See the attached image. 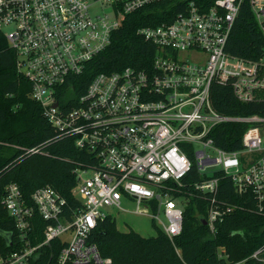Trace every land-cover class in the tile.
<instances>
[{
    "label": "built area",
    "instance_id": "1",
    "mask_svg": "<svg viewBox=\"0 0 264 264\" xmlns=\"http://www.w3.org/2000/svg\"><path fill=\"white\" fill-rule=\"evenodd\" d=\"M161 1L0 0V28L54 140L72 137L89 152L76 168L79 208L50 184L38 187L31 202L17 182L6 185L2 204L24 241L20 249L0 253V264H30L55 239L65 244L54 264L112 263L91 237L100 221L113 216L109 209L127 210L125 199H134L135 212L151 215L173 239L183 230L191 197H203L207 225L215 233L236 208L219 194L218 171L238 193L250 192L264 212V117L222 114L212 94L220 85L240 102L264 101V53L255 60L226 50L244 0H180L173 18L137 30L156 47L151 67L83 78L127 14ZM250 3L264 34V0ZM233 121L253 123L239 150L224 149L211 136L218 124ZM0 144L21 151L16 160L46 153L42 145ZM193 164L203 179L186 183ZM36 214L47 222L39 243L30 237ZM252 256L264 264V246Z\"/></svg>",
    "mask_w": 264,
    "mask_h": 264
},
{
    "label": "trees",
    "instance_id": "2",
    "mask_svg": "<svg viewBox=\"0 0 264 264\" xmlns=\"http://www.w3.org/2000/svg\"><path fill=\"white\" fill-rule=\"evenodd\" d=\"M180 0H165L138 9L125 16L123 24L113 31L111 43L94 57L86 70L88 82L98 72H112L127 66L149 68L156 47L143 39L137 30L147 24H157L174 17ZM201 2L202 0H197ZM211 3L213 0H206ZM226 50L241 57L260 59L264 53V34L255 18L250 0H244L229 35ZM87 84V82H86ZM31 84L16 68V54L0 28V142L25 147L42 145L46 153H31L17 159L21 151L8 154V146L0 144V253L6 254L23 247V239L14 219L2 204L5 187L17 182L23 196L31 202L32 193L50 184L64 195L73 208L82 202L73 194L77 183L76 168L86 161L89 152L79 148L72 137L54 140V130L43 113L41 104L29 95ZM213 100L216 109L226 115L264 117V101H238L230 87L215 85ZM253 123L223 122L212 131L215 143L227 150L243 148V135ZM221 198L236 205L212 233L203 218L207 217L208 201L191 197L184 213L182 232L173 239L161 229L155 236H143L134 230L122 231L113 216L100 221L91 239L110 264H258L253 253L264 246V212L257 209L250 192L235 191L232 181L222 171ZM203 179L196 164L184 182ZM31 241H43L46 221L36 214ZM65 242L55 239L39 250L30 264H54ZM71 264V263H68ZM93 264V263H90Z\"/></svg>",
    "mask_w": 264,
    "mask_h": 264
},
{
    "label": "rangeland",
    "instance_id": "3",
    "mask_svg": "<svg viewBox=\"0 0 264 264\" xmlns=\"http://www.w3.org/2000/svg\"><path fill=\"white\" fill-rule=\"evenodd\" d=\"M9 28V26H5L4 30H8ZM195 58L198 59L200 57L195 56ZM15 151L16 149L9 147L6 152L12 155ZM123 205L127 210H118L116 208L109 209V212L115 218L117 226L120 230L128 231L132 229L146 237L155 236L157 234L158 228L153 217L149 214L135 212L137 203L134 199H125L123 201Z\"/></svg>",
    "mask_w": 264,
    "mask_h": 264
},
{
    "label": "water",
    "instance_id": "4",
    "mask_svg": "<svg viewBox=\"0 0 264 264\" xmlns=\"http://www.w3.org/2000/svg\"><path fill=\"white\" fill-rule=\"evenodd\" d=\"M203 223L207 224V220L205 218H203Z\"/></svg>",
    "mask_w": 264,
    "mask_h": 264
}]
</instances>
